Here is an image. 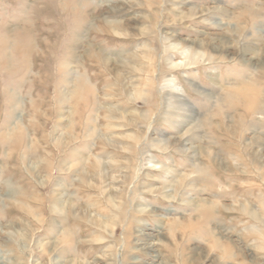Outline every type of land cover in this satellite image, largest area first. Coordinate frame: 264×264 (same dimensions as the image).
I'll return each mask as SVG.
<instances>
[{
    "label": "rangeland",
    "instance_id": "rangeland-1",
    "mask_svg": "<svg viewBox=\"0 0 264 264\" xmlns=\"http://www.w3.org/2000/svg\"><path fill=\"white\" fill-rule=\"evenodd\" d=\"M0 264H264V0H0Z\"/></svg>",
    "mask_w": 264,
    "mask_h": 264
},
{
    "label": "bare ground",
    "instance_id": "bare-ground-1",
    "mask_svg": "<svg viewBox=\"0 0 264 264\" xmlns=\"http://www.w3.org/2000/svg\"><path fill=\"white\" fill-rule=\"evenodd\" d=\"M112 23V22H111ZM115 23V22H114ZM122 25V24H121ZM178 41V40H177ZM200 42V41H199ZM225 43V42H224ZM171 47H174L175 48V50H177V51H180L183 55H185V54H188L189 52H191L190 50H192V48L194 47V49H196V51L199 49H201V48H203L202 47V43H198V44H196V45H192V44H190V45H184V44H179V43H177V44H171ZM215 48V47H214ZM193 49V50H194ZM199 50L197 51L198 53H201V52H199ZM202 51V50H201ZM193 52V51H192ZM197 52H196V54H197ZM194 53V52H193ZM147 54V53H146ZM192 55V54H191ZM195 55V54H194ZM198 55V54H197ZM194 58V57H193ZM170 85L172 86V87H170V88H174V91L176 92V94H177V96L179 97V98H181V96H182V94L180 93V91H182L179 87H177V86H175V84H174V80H170ZM253 93H256V91L255 92H253L252 90H250V89H244V88H241L240 89V92L238 93V95L237 94H234L233 96L236 98H238L237 100H239V99H243V102H244V107H246V109L249 111V110H253V111H255V110H257V109H259V106H258V103L256 102V100H255V96L254 95H256V94H253ZM231 96V95H230ZM232 96V97H233ZM179 103H181L180 101H179ZM190 109V108H189ZM259 111V110H258ZM194 130V129H193ZM192 130V131H193ZM258 138V137H257ZM260 138V137H259ZM251 211V210H250ZM250 214L251 215H253V216H255L256 215V213H254V211H251L250 212Z\"/></svg>",
    "mask_w": 264,
    "mask_h": 264
}]
</instances>
